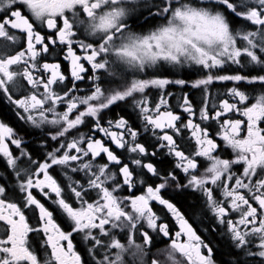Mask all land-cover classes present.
Masks as SVG:
<instances>
[{
	"label": "snow or ice",
	"instance_id": "obj_1",
	"mask_svg": "<svg viewBox=\"0 0 264 264\" xmlns=\"http://www.w3.org/2000/svg\"><path fill=\"white\" fill-rule=\"evenodd\" d=\"M0 165V264H264V0H0Z\"/></svg>",
	"mask_w": 264,
	"mask_h": 264
},
{
	"label": "flooded vegetation",
	"instance_id": "obj_2",
	"mask_svg": "<svg viewBox=\"0 0 264 264\" xmlns=\"http://www.w3.org/2000/svg\"><path fill=\"white\" fill-rule=\"evenodd\" d=\"M234 69H235V66H232V68L227 69L224 73H221V74H230L232 71H234ZM185 78L193 79L194 77H187V76H186ZM232 86H233L232 82H228V81L217 82L216 85L211 89V91L213 92V94H215V93H217V92L223 94L224 92H226L227 88H230V87H232ZM82 87H83V85H82ZM168 91H171V92H175V93H176V98H173V99L171 100L172 105H173V106H176L177 103H178V98H179V96L181 95V91H182V90H181L180 88L177 87V88H169ZM183 91H184V92H189V91H191L192 94H193V96L195 97L196 101H199L200 96H201V93H200L199 91H197V90H195V89H191V90H190V89H188V88L183 89ZM153 95H155V92H153ZM118 112H120V109H118V108H114L113 111H112V113H109V115L111 116V115H114V114H116V113H118ZM237 118H238V117H237ZM0 166H2V165H0ZM165 195H167V194H165ZM169 222L171 223V221H169ZM202 226H203V225H201V224L198 223V222H194V223H193V227L196 228L198 232L200 231V229H201Z\"/></svg>",
	"mask_w": 264,
	"mask_h": 264
}]
</instances>
